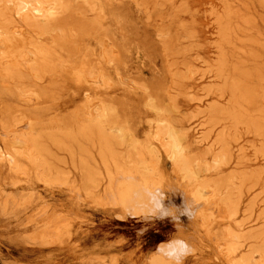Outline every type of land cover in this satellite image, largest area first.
Segmentation results:
<instances>
[{
	"label": "rangeland",
	"instance_id": "1",
	"mask_svg": "<svg viewBox=\"0 0 264 264\" xmlns=\"http://www.w3.org/2000/svg\"><path fill=\"white\" fill-rule=\"evenodd\" d=\"M103 1L104 4L110 5L106 8V13L109 15L112 10V3ZM142 2L145 6L133 2L130 8L127 9V6L124 8V10L131 12V18L136 22L132 24V27L134 26L132 30L137 27V31H132L131 35L132 47L135 48L133 49L134 53H136V49L140 50L134 55V60H130L127 66L122 65L120 67L121 75H117L114 67L104 63L103 58L100 56L103 49L98 46V41L92 38L76 39V42L71 40L72 42L68 43L70 45L65 47V52L61 53L62 56L60 55V59L66 60L70 56L72 58H76V55L79 57L80 49L92 50L91 52L94 55L90 56L89 59L91 62L95 60L93 63H100L109 71L113 86L110 84L111 86L102 87L93 82L89 84L77 82L75 76H72L74 73L71 71V68H74L75 65H56L60 68L57 77L53 80L47 77L43 82L38 83L37 89L44 94L40 99L34 97L35 99L33 98L30 103L24 99L14 101L15 99H10L7 96L1 99L0 109L5 104L9 105L20 111V113L43 124H41L42 128L37 129L43 135L42 145L48 148L52 156L51 160L54 161L59 170L67 175L66 177L70 182L79 183L81 174L74 169L69 154L61 150L62 145L61 147L56 145L59 143L58 138H61L58 129L64 126L63 124H66V122L69 126L73 124L71 127L75 126L74 128L89 124V119L99 111V100L123 102L124 106H122L126 110L130 122L136 127L137 135L141 140L145 139L144 141H147V138H150L154 133L153 122L157 119V113L152 109L148 110L150 108L147 107L149 95L151 94L160 99L161 106L169 113L168 118H171L177 127H183L187 131L190 142L207 138L211 128L213 129L212 126L208 125V123H211V117L208 114L209 109L215 105L228 108L231 104L230 95L221 97L211 93L212 89L221 88L224 84L223 79L215 76L222 58L228 59L229 62H226L229 70L231 64L233 68L236 62L242 69L247 68L243 69L245 72L255 74L253 75L254 82H257L258 85L262 83L261 92L259 91L261 98H259L257 102L259 104H256L255 107L258 112L255 111L254 115L261 119L262 133H264V1L142 0ZM149 17L152 18L151 22L148 21ZM245 22H249V24L246 25ZM105 25L108 28L113 24L107 22ZM241 25L243 26L240 27ZM223 28L228 31L225 41L222 37ZM159 31H168L169 39L173 38L168 41L172 47L170 52H164L162 49L165 43L157 38ZM20 32L23 36H21V40L28 38L25 30ZM136 34L138 37H136ZM21 40H18L17 46L14 48L16 52L23 49ZM106 40H104L103 45L105 49H108L110 41L108 40L109 44L105 45ZM43 41L49 43L46 38ZM145 45L148 47L145 48ZM149 45L154 49L150 48ZM6 48L8 49V46ZM6 48L5 46H3V49L2 46L0 47L2 51L8 52L9 50ZM251 50L252 53H250ZM151 53L152 55L149 56ZM175 53L176 55H174ZM69 54L70 56H68ZM141 55L144 57H141ZM255 56H257L256 58L259 57L258 61ZM30 57L32 55L20 59V63L25 65ZM242 58L245 61H242ZM124 60H126V56ZM11 61H5V63L8 64ZM253 62H258V64ZM245 64L251 67L248 68L247 65L244 66ZM169 66L180 73L193 67L191 69L193 76L191 74L186 76L187 72H183L186 76L185 82L182 83V86L177 87V79H173ZM256 69L258 73H256ZM24 72L27 73L26 70ZM254 76L256 77L254 78ZM132 78L136 79L135 84L129 83L128 80ZM138 88H143L144 91ZM127 101L128 103H126ZM190 114L192 115L191 118L189 117ZM81 120L83 122L80 123ZM26 126L27 122L25 121L20 128L24 129L25 127L24 132H28L29 129ZM233 126H235L234 121L224 115L221 121H218L208 140L202 145H194L192 149L194 151H205L210 148L216 137L222 134L224 130L231 131L235 139V142H233L234 159L230 166L223 169L225 174L229 175L230 172L236 169L241 150L245 156V161L242 167H238L240 170H264V158L256 155L264 146L263 137L261 138L254 132L249 131L245 126L235 129L232 128ZM251 132L252 134H250ZM4 142L10 146H15L13 138L6 137V135L3 138L0 134V145L4 146ZM154 144L160 148L158 143L154 142ZM17 148L19 149L18 145ZM92 157L97 163L99 162L97 151L92 152ZM160 167L166 176L162 185L168 196L165 204L171 202L178 207L182 206L185 195L193 197L190 191L191 188L188 187L186 181L181 180L180 174L175 172L177 170L174 169L173 163L163 152L161 153ZM3 172V178H10L8 177V170L4 169ZM13 177L20 184L18 183L16 187L7 186L8 194L0 191V202L5 203L4 201H6L10 205L6 212L0 210V264H147L150 254L156 251L157 246L162 242L169 241L174 236L188 241L195 249L194 254L188 257L185 264H229L225 247L222 246L223 242L219 240L223 227L226 228V226L231 225L237 232L244 230L243 233L246 234L264 227V176L257 188L251 189L250 185L246 184L243 189L240 214L236 218V221L241 223L242 227L244 226L243 228L238 227L235 222L230 223L228 220H223L222 210H217L219 208L213 205H207L203 200L197 201L199 211L192 221L186 216H182L180 224H176L170 218L160 220L147 217L144 214L142 200H137L135 203L123 208L109 206L107 202L100 199L107 181H104L92 196L86 197L84 194L79 196L67 186L45 185L43 182L38 181L33 174L29 176L30 180L29 177L19 175ZM10 193L15 195L14 198ZM10 195L11 197H9ZM26 198H29L28 201L25 200ZM20 202L21 205L18 204ZM21 206L24 208L21 209ZM136 210L137 212H135ZM14 211H16V214ZM139 211L143 212L138 213ZM59 224L60 226H68L69 230L63 229V231L66 234H69V231V236H65L61 240L54 238L57 241L42 237V234L46 232V225L50 226L49 232L52 234L55 226ZM251 236L248 239L250 245L253 243V237ZM213 237L214 239H212ZM247 250L248 247L243 248L241 253H245Z\"/></svg>",
	"mask_w": 264,
	"mask_h": 264
},
{
	"label": "bare ground",
	"instance_id": "2",
	"mask_svg": "<svg viewBox=\"0 0 264 264\" xmlns=\"http://www.w3.org/2000/svg\"><path fill=\"white\" fill-rule=\"evenodd\" d=\"M105 1L112 3V10L109 15L106 13V8H108L109 4H104L103 0H0V47L2 46L3 49V46H5V48L8 46V49H6L9 50L8 52H4L0 49V102L2 101V97L5 96L10 99H15L14 101L24 99L28 101V103H30L34 97L40 99L44 94L37 89L39 86L38 83L43 82L47 77H50L52 80L55 79L60 70L56 65H75L74 68H71V71L74 73L72 76H75L77 82H84L87 84L93 82L102 87H108L113 83L109 71L100 63H93L95 60L91 62L89 59L90 56L92 57L94 55L91 52L92 50L89 51L85 48L78 49L79 57L76 55V58H72L69 54L68 56H70V58L67 57L66 60L60 59L61 53L63 54L65 52L64 49L67 45H70L68 43L71 40L76 42V39L92 38L98 41V46L103 49L101 50L99 48L102 51L100 56L103 58L104 63L110 67H114L117 75H121L120 67L122 65L127 66L130 60H134V55L138 53L140 49H136V53H134L133 49L135 48L134 46L132 47L131 35L132 31H135L137 27L135 24L136 28L135 30H132L134 27H132V24L135 21L131 18V12L129 10H124V8L125 6H127V9L130 8L131 3L133 2H136V4L140 6L145 5L142 0ZM90 15L91 17H89ZM151 19L152 18L147 20L150 21ZM107 22L113 24L114 27L112 25L106 28L105 23ZM245 24L248 25L249 22H245ZM242 26L243 25L240 27ZM23 30H25V34L27 33L28 35V38L25 40L20 39L22 36L20 31ZM222 32V37L225 41L228 31L223 28ZM249 32H251V30H249ZM252 35L254 36V34ZM157 36V38L165 43L162 48L164 52H170L172 47L170 45L171 43L168 41L173 38L169 39V32L159 31ZM136 37H138V35ZM44 38L49 40L48 44L43 41ZM104 38L107 39L105 45L107 43L109 44L110 41V46L107 47L108 49L111 47L109 50L104 48ZM18 40L23 42V49L16 52V49L14 48L17 46L16 44ZM74 46L77 47L78 45ZM140 47L142 46L140 45ZM147 47L148 46L145 48ZM237 47L239 46L237 45ZM150 48L152 47L150 46ZM252 48L254 49L253 46ZM252 50L250 53L255 51ZM25 55H32V57H30L28 62L26 61L25 65H23L20 63V59L22 60L27 57ZM151 55L152 53L149 56ZM174 55H176V53ZM234 55L236 56V54ZM125 56L126 60H124ZM142 56L143 55H141V57ZM256 57L257 56H255V58ZM258 58H256L257 61ZM139 60L141 61V59ZM241 60L245 61L244 58ZM5 61L11 62L7 64ZM226 61H228V59H221L215 75L217 78L223 79L224 84L221 88L212 89L211 93H215V95L221 97L230 95L231 104L228 108H223L217 105L211 107L208 111V114L211 117V123H208V125L212 126L214 129L218 121H221V118L225 115L228 116L230 120L234 121L235 126L232 128L235 129L240 126H245L249 131L254 132L256 135L261 138L263 137L264 139V133H262L263 127L260 122L261 119L254 115L255 111L258 112L255 107L256 104H259L257 102L259 98H261L260 89L262 81L260 80L261 84L258 85V83L253 80V75L255 74L252 75L250 74L251 72H245L243 69L247 68L244 67L242 69V67L237 65L236 62V65L233 68L231 64V69L229 70ZM253 63L258 64V62ZM240 65L242 64L240 63ZM246 65L247 64L244 66ZM171 67L172 66H169L170 73L173 79H177V87L182 86V83L185 82L184 80L186 76L193 74L191 71L193 67L187 69L188 71L182 70L184 73L187 72L186 76L183 72V74L177 72L175 68ZM249 67L251 66H248V68ZM257 69L255 71H257ZM25 70L27 73H23ZM256 73H258V71ZM255 77L256 76H254V78ZM259 77L261 76L259 75ZM135 80L136 79L132 78L128 81L131 84H135ZM143 88L138 89L142 91ZM145 90L148 91L147 89ZM99 101V111L98 113L96 112L97 114L95 116L89 119V124L86 123L87 125H81L78 128H74L75 126L71 127L73 124L69 126L66 122L67 126L66 124H63L64 126L59 127L58 129L61 138H58L57 141L59 142V145H56L59 147L62 145L61 150L69 154L74 169L81 174V181L79 183L70 182L66 177L67 175L59 170L54 164V161L51 160L52 156L48 151V148L42 145L41 142L43 136L42 132L38 131V128L43 125L42 123L33 118H29L27 115L20 113V111L13 109L9 105L7 106L5 104L3 107L1 106L0 134L3 138L5 135L6 137L13 138L15 146H10L5 142L4 146L0 145V191L8 194L7 186L16 187L18 185L19 182H17L13 176L19 175L28 178L33 174L38 181L43 182L45 185L67 186L79 196L84 194L86 197H90L104 181H107L106 188L101 192L100 199L107 202L109 206L123 208L124 206L135 203L137 200H142L140 197V185L147 186L164 184L166 176L160 167L161 153L163 152L173 163L174 169L177 170L175 172L180 174L181 180L187 182L188 187L191 188V190L189 189L191 195L195 197L196 201L203 200L207 205H213L216 208H219L217 210H222L221 212L224 214V218L222 217L223 220H228L230 223L235 222L238 227H242L241 223L236 221V218L240 214L239 211L243 189L246 184H249L251 189L260 186L262 177L264 176V170L249 171L248 169L244 170L243 168V170H240L238 167H242L245 161V156L241 150L237 160L236 169L230 172L229 175L225 174L223 169L230 166L234 159L233 142H235V139L230 130V132L224 130L222 134L216 137L209 149H206L205 151H194L192 149L193 146L196 144L202 145L206 142L211 136L213 129L211 128L207 138H204L201 141L197 140L195 142H190L187 131L183 127H177L175 122L171 120V118H168L169 113L161 106L160 99L151 94L149 95L147 107L150 108L148 110L152 109V111L157 113V119L153 122L154 133L150 138H147V141H144L145 139L141 140L137 135L136 127L130 122V118L126 113V110H124L123 102H114L110 100ZM126 103H128V101ZM190 116L192 115L190 114L189 117ZM25 121L27 122L26 127L29 129L28 132H24L25 127L24 129L20 128L21 124ZM81 122L83 121L81 120L80 123ZM76 125L78 126L79 124ZM252 132L250 134H252ZM154 142L158 143L160 148L156 147ZM17 145L19 146V149L17 148ZM94 151H97L99 155L98 163L92 157V152ZM256 155L264 158V146L258 153H256ZM4 169L8 170V177L10 178H3ZM126 177H135L139 184L129 183L125 179ZM30 179L31 178L29 177V180ZM34 180L36 179L34 178ZM11 195L9 197H11ZM14 196L15 195L12 197L14 198ZM9 197L7 198L9 199ZM33 198L35 199V196ZM28 199L26 198L25 200L28 201ZM14 201L16 202L17 200ZM4 202L5 203L0 202V210L2 212H6L10 207L8 202ZM18 204L21 205V202ZM22 207L23 206H21V209ZM14 212L16 214V211ZM135 212H137V210ZM141 212L143 211H139L138 213ZM49 227L50 226L46 225V232L42 234L44 239L51 238L55 240L57 238V240H61V238L69 236L70 234L69 231V234H66V232L63 231V229L69 230L68 226H60V224L56 225L52 234L49 232ZM223 228L219 240L223 242L222 246L225 247L226 258H228L229 261L227 262L229 264H264V227L258 230H252L248 234L245 232L243 233L244 230L242 232H237L231 225ZM250 235L253 237V243L251 245L248 243ZM212 239H214V237ZM247 247V252L241 253L242 249Z\"/></svg>",
	"mask_w": 264,
	"mask_h": 264
},
{
	"label": "clouds",
	"instance_id": "3",
	"mask_svg": "<svg viewBox=\"0 0 264 264\" xmlns=\"http://www.w3.org/2000/svg\"><path fill=\"white\" fill-rule=\"evenodd\" d=\"M125 179L129 183L139 184L135 177ZM139 187L144 214L147 217L160 220L170 218L176 224H180L182 216L192 221L198 215L199 204L195 197L185 195L183 205L178 207L171 202L165 204L168 196L162 185H140ZM194 251L195 249L188 241L174 236L157 246L156 251L150 254L147 264H185Z\"/></svg>",
	"mask_w": 264,
	"mask_h": 264
}]
</instances>
